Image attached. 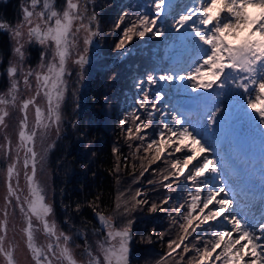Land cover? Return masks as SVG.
<instances>
[{
  "label": "rangeland",
  "instance_id": "1",
  "mask_svg": "<svg viewBox=\"0 0 264 264\" xmlns=\"http://www.w3.org/2000/svg\"><path fill=\"white\" fill-rule=\"evenodd\" d=\"M33 1L22 0L19 18L1 24L9 50L0 56V264L123 263L121 238L130 230L101 221L103 238L99 228L85 234L58 224L49 157L64 123L77 117L91 68L102 65L105 52L109 65L129 51L133 59V44L146 42L138 35L158 34L154 18L162 8L159 0ZM189 1L171 37L159 34L163 53L192 52L177 73L164 71L176 87L159 104L174 105L166 138L175 148L186 145L179 174L208 164L205 207L213 212L208 222H215L216 240L198 252L196 264H264V4ZM106 20L119 31L103 52ZM153 111L168 121L163 109ZM164 144L156 141L159 153L167 151ZM242 185L251 186L246 192L255 193L260 208L233 211L230 190Z\"/></svg>",
  "mask_w": 264,
  "mask_h": 264
},
{
  "label": "trees",
  "instance_id": "2",
  "mask_svg": "<svg viewBox=\"0 0 264 264\" xmlns=\"http://www.w3.org/2000/svg\"><path fill=\"white\" fill-rule=\"evenodd\" d=\"M21 2L0 1V24L19 18ZM190 3L159 0L162 13L154 18L158 34L138 35L145 44L134 43L133 59L129 51L117 65H109L105 49L119 30L108 29L109 20L102 24L105 61L91 68L90 88L77 117L64 123L50 152L52 208L58 224L85 234L99 228L103 238L101 221L130 230L121 238L127 264H196L198 252H207L216 240L215 222H208L213 212L205 207L208 164L201 171L179 174L176 166L186 145L175 148L166 138L175 120L174 105L171 109L159 104L168 99L166 91L176 87L166 81V68L177 73L192 57L184 47L170 53L160 47L163 35L171 37L169 28L184 19ZM8 48V33L0 28L2 59ZM155 108L163 109L166 123L153 113ZM160 140L165 153L155 146Z\"/></svg>",
  "mask_w": 264,
  "mask_h": 264
},
{
  "label": "bare ground",
  "instance_id": "3",
  "mask_svg": "<svg viewBox=\"0 0 264 264\" xmlns=\"http://www.w3.org/2000/svg\"><path fill=\"white\" fill-rule=\"evenodd\" d=\"M244 1H246V0H243V2ZM258 1L259 2H256L254 4H262V5L264 4V2H262L260 0H258ZM231 2L232 3L230 4V6L235 7L237 5V2H234V3H233V1H231ZM239 177H240V175H239ZM247 187H251V186L250 185H246V186L245 185H242V189H240V190H238V189L236 190V189H232L231 188L230 194L233 193V195H234V196L231 195L234 198V200L232 201V209H233L234 212L236 210H238L239 208L244 209V208L253 207V208H255V210H257V207L260 208V206L257 205L256 202L253 200V197H254V194L255 193L254 192H250V191H247L246 192ZM235 200H239L242 203H240V204H238V206H236L237 204H236ZM262 214H264V210H262L261 215ZM252 217L254 218L253 221L255 222V219L258 218V215H255V214L252 213Z\"/></svg>",
  "mask_w": 264,
  "mask_h": 264
},
{
  "label": "water",
  "instance_id": "4",
  "mask_svg": "<svg viewBox=\"0 0 264 264\" xmlns=\"http://www.w3.org/2000/svg\"><path fill=\"white\" fill-rule=\"evenodd\" d=\"M91 43L94 44L95 46H98V43L96 42L95 39L92 40ZM107 223H108V221H107ZM128 235H129V233H128ZM125 237H126V236L124 235L123 238H125ZM116 262H117L118 264H127V256L124 257V262H123V263H120L119 260H116Z\"/></svg>",
  "mask_w": 264,
  "mask_h": 264
},
{
  "label": "flooded vegetation",
  "instance_id": "5",
  "mask_svg": "<svg viewBox=\"0 0 264 264\" xmlns=\"http://www.w3.org/2000/svg\"><path fill=\"white\" fill-rule=\"evenodd\" d=\"M27 3H29V4H33L34 1H33V0H27ZM2 25H3V24H2ZM2 25L0 24V28H2Z\"/></svg>",
  "mask_w": 264,
  "mask_h": 264
}]
</instances>
